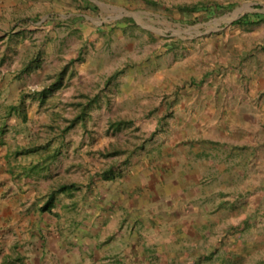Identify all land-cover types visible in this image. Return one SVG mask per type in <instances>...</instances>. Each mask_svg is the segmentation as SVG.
I'll list each match as a JSON object with an SVG mask.
<instances>
[{"label":"rangeland","instance_id":"374dc122","mask_svg":"<svg viewBox=\"0 0 264 264\" xmlns=\"http://www.w3.org/2000/svg\"><path fill=\"white\" fill-rule=\"evenodd\" d=\"M154 1L159 8L146 9L140 0H34L16 13L0 7V130L16 151L41 148L21 155L18 168L26 172V186L35 192L37 202H45L63 184H75L76 190L57 195L54 203H75L70 213L84 219L95 203L100 209L110 205L112 198L104 193L110 180L103 173L136 150L129 163L115 172L113 184L136 175L144 168L143 156L169 140L173 125L179 128L191 120L192 113L180 109L184 105L196 106L200 118L208 106L212 110L225 106L234 113L238 102L246 108L254 103L256 157L261 162L257 181H264V109L260 110L264 108V23L249 29L234 26L246 13L264 12V0H217L235 7L196 25L165 8L204 0ZM125 17L133 18L137 26L121 24ZM172 42L175 45L168 47ZM246 51L249 55L243 61L241 53ZM27 65L33 68L23 74ZM65 66L69 71L64 86L40 103L35 93ZM233 72H238L236 78ZM115 73L117 79L108 83ZM23 94L29 96V121L16 115L7 119L8 106L19 104ZM81 94L99 96V101L84 122L64 132L79 113L76 104L84 100ZM123 118L133 124L113 132L111 122ZM163 127L166 131L152 137ZM116 148L125 153L101 154ZM57 149V159H48ZM35 166L37 171L31 172ZM248 181L240 179L245 187ZM62 211L68 213V208Z\"/></svg>","mask_w":264,"mask_h":264},{"label":"crops","instance_id":"0c3cea01","mask_svg":"<svg viewBox=\"0 0 264 264\" xmlns=\"http://www.w3.org/2000/svg\"><path fill=\"white\" fill-rule=\"evenodd\" d=\"M32 2L0 0V7L16 13ZM241 54L245 61L248 51ZM241 104L234 113L208 106L200 118L196 106L180 107L191 120L173 125L136 175L110 180V205L95 203L85 219L70 213L75 203L37 202L18 171L17 146L0 135V264H264L258 110Z\"/></svg>","mask_w":264,"mask_h":264},{"label":"trees","instance_id":"16d2710c","mask_svg":"<svg viewBox=\"0 0 264 264\" xmlns=\"http://www.w3.org/2000/svg\"><path fill=\"white\" fill-rule=\"evenodd\" d=\"M130 1V0H128ZM142 4L146 5L147 8H159L160 3L154 1V0H140ZM235 7V4L231 2V4L225 5L222 2H219L217 0H204L199 1L198 3H193L189 5L184 6H173L172 8L166 7V11L172 15H181L187 17L191 24L196 25L201 20L209 21L212 18H214L219 13H227L232 11V9ZM259 9L260 7H256ZM96 9H98L96 7ZM121 24L124 25H130L133 24L136 25V21L131 17H125L120 21ZM264 23V12H249L241 16L238 20L234 22V26L242 27L249 29L250 27L257 26ZM175 45V42L168 43L167 46L171 47ZM36 61V60H34ZM33 67L31 65L25 66L23 68L22 73L25 74L29 72ZM69 67L65 66L61 72H59L54 79L48 86L44 87V89L41 92L35 93V95H38L41 97L40 103L46 102V97L50 94H52L54 91L61 89L64 86V81L66 78V75H68ZM74 75V73H71V77ZM119 76V73H115L113 76H111L108 80V83L110 81H113L117 79ZM107 83V84H108ZM29 97L26 94H23L19 104L17 105H10L7 110L6 118H10L12 115H16L20 117L23 122H28V114L26 111V99ZM81 97L84 100H81L77 102V106L79 107V113L71 120H69V125H67L64 128V132H69L71 129H73L79 122H84L86 118L89 116V111L93 105L98 103L99 96L90 97L86 94H81ZM133 122L128 119H118L111 122L110 128L113 132H119L127 127H129ZM158 132H154L152 137H155ZM4 134V130H1L0 135ZM153 139V138H151ZM41 148L38 146H30L26 148H21L18 151L15 152V155L21 156V155H28L31 153H35L40 151ZM136 152L133 151L129 153L128 157L123 161L120 162V164L114 165L112 168H110L108 171H105L103 173V178L105 180H112L115 179L117 170L119 171L121 165H126L129 163V158L131 155H133ZM125 153L120 148L114 149L112 152L101 154L108 157V156H117L119 154ZM60 154V150L57 149L51 154H49L48 159L56 160L58 155ZM49 167V166H48ZM38 169V166H35L31 169V172H36ZM46 169V168H45ZM77 186L75 184H63L59 188L53 190L51 193H49L47 197V205L45 207L50 208L52 207L53 203L55 202L56 196L59 194H65V193H72V191L76 190Z\"/></svg>","mask_w":264,"mask_h":264},{"label":"water","instance_id":"95a60500","mask_svg":"<svg viewBox=\"0 0 264 264\" xmlns=\"http://www.w3.org/2000/svg\"><path fill=\"white\" fill-rule=\"evenodd\" d=\"M239 12H241V11H239ZM131 17H133V15H130Z\"/></svg>","mask_w":264,"mask_h":264}]
</instances>
